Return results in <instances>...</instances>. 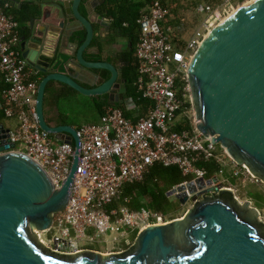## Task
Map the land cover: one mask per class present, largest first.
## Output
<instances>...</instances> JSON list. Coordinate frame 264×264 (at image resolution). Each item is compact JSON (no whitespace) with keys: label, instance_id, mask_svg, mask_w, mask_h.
<instances>
[{"label":"water","instance_id":"1","mask_svg":"<svg viewBox=\"0 0 264 264\" xmlns=\"http://www.w3.org/2000/svg\"><path fill=\"white\" fill-rule=\"evenodd\" d=\"M19 1L32 3V22L40 20L22 46L23 58L42 74L39 125L74 147V156L67 180L56 189L37 162L13 151L10 131L0 126V264H264L261 212L252 201L242 202L233 189L224 188L218 177L170 192L186 205L188 190L196 203L180 219L141 230L123 253L83 250L67 255L40 240L72 200L81 155L78 131L48 121L47 94L56 98L70 88L123 104L128 89L121 69L85 58L96 37L91 6L97 0ZM76 25L87 33L81 46L66 35ZM76 65L94 79L87 87L78 80ZM188 82L202 137L264 184V0L237 10L204 39L191 61Z\"/></svg>","mask_w":264,"mask_h":264},{"label":"built area","instance_id":"2","mask_svg":"<svg viewBox=\"0 0 264 264\" xmlns=\"http://www.w3.org/2000/svg\"><path fill=\"white\" fill-rule=\"evenodd\" d=\"M231 7L228 3L227 8ZM174 8L172 0H152L138 20L134 58L139 76L135 86L151 102L148 112L141 116L135 102L129 99L125 102L126 110L136 112L133 118H126L121 109L104 107L98 125L77 130L81 155L72 200L62 214L55 216L53 228L48 232L56 231L54 246L41 240L57 253L80 252L78 243L90 231L96 237L107 234L123 237L149 225L163 224L158 214L146 209L139 212L126 207L107 209L126 184L142 181L155 165L178 167L184 177L193 178L182 185L185 187L200 179L210 181L206 172L197 167L201 162L216 161L223 169L221 174L230 169L234 177L243 176L228 156L231 165L226 164L218 145L202 137L195 115L191 118L194 110L188 82L191 61L204 39L229 12L222 9L220 14L221 11L208 4L198 7V14L207 19L187 39L183 23L177 30L171 26ZM7 9V4L0 3V72L7 86L1 98L6 118L18 123L17 129L9 133L16 146L13 151L37 162L57 189L70 174L74 147L59 142L39 125L38 73L22 56L18 22L6 13ZM188 122L191 130H179ZM240 168L250 175L247 169ZM186 193L190 200L195 197L188 190Z\"/></svg>","mask_w":264,"mask_h":264},{"label":"trees","instance_id":"3","mask_svg":"<svg viewBox=\"0 0 264 264\" xmlns=\"http://www.w3.org/2000/svg\"><path fill=\"white\" fill-rule=\"evenodd\" d=\"M151 1L152 0H135L132 6H130L128 12L121 17L119 25H129V28L126 29V35L128 36L133 48L132 52L122 56L121 59L124 79L127 82L128 93L125 95V101L123 104H112L106 102L100 103L98 108L101 115L104 107H115L121 109L126 118H133L136 112L126 110L125 102L129 99H132L135 102L138 113H140L141 116H144L148 112V109L152 106L151 102L144 99L143 96L138 93L135 86L139 76V66L136 64L134 59L135 49L138 44V20L142 11L151 3ZM205 1L208 3L210 2L209 4L212 6L217 5L214 3V0ZM175 2V0H172L173 4ZM0 3L6 5L7 0H0ZM6 13L15 16L12 12H10V9H7ZM172 13L175 14L176 11H172ZM15 18L19 23H21L22 20L20 18L17 16H15ZM171 26L174 30L180 28L182 26L181 19L179 17H175V19L171 22ZM6 89L7 86L4 81V75L0 72V94H2ZM71 93H76V91L69 88V93L65 92L61 96L54 99L51 98L50 101L46 99V104L49 105L51 101H53V103L58 102L60 99L67 98ZM6 119L7 118L2 109L0 112V123H3ZM190 123L188 122L181 125L179 130H191L192 127ZM197 167L206 172L207 180H213L215 177L219 178L223 170L221 165L216 161H210L208 163L201 162L197 165ZM192 181L193 178L184 177L178 167L155 165L151 168L149 173L145 175L142 181L126 184L122 189L119 198L107 209L108 211H111L113 209H119L120 207H126L131 212H139L142 209H146L150 212L158 214L160 216L161 223L171 222L176 219H180V217L176 216L178 209L176 207V202L172 199L175 197H170L169 193L174 189L179 188L184 183Z\"/></svg>","mask_w":264,"mask_h":264},{"label":"rangeland","instance_id":"4","mask_svg":"<svg viewBox=\"0 0 264 264\" xmlns=\"http://www.w3.org/2000/svg\"><path fill=\"white\" fill-rule=\"evenodd\" d=\"M175 1L174 11H176V13L174 15L181 19L183 25L186 27L184 35L187 39H190L193 33L199 30L205 19H207L205 15L198 14V7L207 4L210 5V2L208 3L205 0ZM252 1L253 0H214V3L217 5L213 6L216 8V11H221L219 12L220 14L222 13V9L229 12L223 19H221V21H223L236 12V10L243 8ZM228 3L231 4V8H227ZM66 107L69 112L68 117L70 121L68 122L76 128L92 125L98 120L99 116L93 98L91 97L76 95L75 99L66 104ZM194 115L195 111L193 110L191 112V118H194ZM218 150L224 155L226 164L231 165V160L227 157V154L222 151L220 146H218ZM238 169L243 173V176L234 177L233 172L230 169H227L219 176V179L226 188L233 189L236 196L242 202L252 201V206L259 209L262 214V221H264V184L254 180L250 175L244 172L242 168L238 167ZM172 199L176 202V207L178 209L176 216L180 218L183 217L196 203L195 201L190 200L186 205H182L177 198ZM139 232L140 230H137L136 232L128 233L123 237L120 234H107L96 237V235H90L88 233L87 237L78 244L79 248L84 250L99 251L104 252V254H107L105 252L123 253L128 251L135 243ZM55 236L56 231L40 234V240H44L46 245L53 247L54 242L52 241ZM115 238H117V241H115Z\"/></svg>","mask_w":264,"mask_h":264},{"label":"flooded vegetation","instance_id":"5","mask_svg":"<svg viewBox=\"0 0 264 264\" xmlns=\"http://www.w3.org/2000/svg\"><path fill=\"white\" fill-rule=\"evenodd\" d=\"M135 2V0H97L92 6V16L95 17L97 20L99 26L100 24H105L106 27H101V31L98 32L96 25L94 23V27L96 29V37L100 36L102 39H109L112 41V46L117 48V41H125L129 40L128 36L126 35V29L129 28L128 24H123V26L119 25L121 17L128 12L130 9V6ZM8 9H10V12H12L15 16L20 18L22 21L19 23L15 16V20L18 22L19 27V39H20V51L23 54L22 46L24 43V39L31 36L33 30H38L40 27V20H36L35 22H32V19H34V7L32 6V3L19 1V0H7ZM84 15H86L84 13ZM67 36H71L72 40L77 43V45L81 46L87 36L86 31L76 25L73 26L67 33ZM95 37V38H96ZM94 38V39H95ZM132 45V44H131ZM102 48V49H101ZM105 50V48H104ZM124 51H119L118 58L121 56L127 55L126 48L122 49ZM103 51V47H99L98 52ZM133 51V48H132ZM85 58L87 61L90 62H96L95 57L92 59L88 58L85 54ZM28 63V62H27ZM29 65V64H28ZM30 66V65H29ZM31 67V66H30ZM76 67H78L76 65ZM36 70V69H35ZM38 73V79L39 84L42 80V74L40 71L36 70ZM76 76L80 83H82L84 86L87 87V84L94 81L92 76L87 73L84 69L78 67V71L76 73ZM54 99L53 95L49 92L47 94V100L50 101V99ZM94 103H111L109 98H93ZM116 104V103H112ZM47 107V104H46ZM224 188V184H222ZM230 189V188H229ZM200 199V198H199ZM198 199V200H199Z\"/></svg>","mask_w":264,"mask_h":264},{"label":"crops","instance_id":"6","mask_svg":"<svg viewBox=\"0 0 264 264\" xmlns=\"http://www.w3.org/2000/svg\"><path fill=\"white\" fill-rule=\"evenodd\" d=\"M84 13L86 14L85 11H84ZM91 18H92L93 23H95V25L97 24L96 28H97L98 32H100L101 26H99V24H98V22L94 16H91ZM99 47H103V51H101L102 53H100V54L98 52ZM104 48H105V50H104ZM124 48H126L125 51H127V53L132 52V45H131L130 41H128V40L117 41V48H116V47L112 46V41H110L109 39H104V38L102 39L100 36H97L94 39L90 49L86 52V55L90 59L95 57V60H97V61H107V62L111 63L115 67L122 70L123 77H124V71H123L122 60H121L122 56L120 58H118L119 51H121V52L124 51V50H122ZM66 92L69 93V88H66ZM76 95L79 96L80 94L77 92L71 93V94H69V96L67 98L60 99L58 102L53 103V101H51L50 104L47 105V107H46V116H47L48 121L54 125H69V126L75 128L76 130H79L80 128H82L83 126L76 128L68 122L70 120L68 117L69 112H68V109L66 107V104L69 101L75 99ZM2 103H3V101L1 98V94H0V112L2 111ZM99 104L100 103H95V107H96V110H97L99 117H98L97 122H95L92 125H98L100 122L101 114H100L99 108H98ZM0 126H3L4 129H6L8 131H12V130L17 129L18 123L14 119H6V121H4L3 123H0ZM89 234L95 235V232L90 231ZM80 250L83 251L84 249H80ZM96 252H99V251H96ZM100 253H104V252H100ZM105 253L110 254L113 252H105Z\"/></svg>","mask_w":264,"mask_h":264},{"label":"bare ground","instance_id":"7","mask_svg":"<svg viewBox=\"0 0 264 264\" xmlns=\"http://www.w3.org/2000/svg\"><path fill=\"white\" fill-rule=\"evenodd\" d=\"M239 10V9H238ZM237 11V10H236Z\"/></svg>","mask_w":264,"mask_h":264}]
</instances>
